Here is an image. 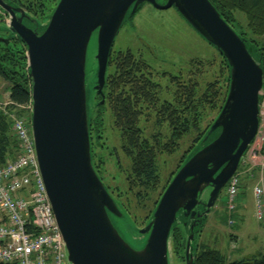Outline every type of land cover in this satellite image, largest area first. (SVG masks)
<instances>
[{"label": "water", "instance_id": "obj_1", "mask_svg": "<svg viewBox=\"0 0 264 264\" xmlns=\"http://www.w3.org/2000/svg\"><path fill=\"white\" fill-rule=\"evenodd\" d=\"M144 3L174 7L223 56L229 80L217 117L176 170L147 224H133L141 238L132 235V246L112 220L128 215L92 161L89 99L98 94L104 104L115 37ZM0 10L11 34L0 41L8 44L14 37L25 46L36 158L67 264H170L173 232L180 225L188 232L185 264H194L196 235L259 128L263 70L249 42L210 0H59L45 24L11 0H0ZM93 33L97 50L88 75Z\"/></svg>", "mask_w": 264, "mask_h": 264}, {"label": "rangeland", "instance_id": "obj_2", "mask_svg": "<svg viewBox=\"0 0 264 264\" xmlns=\"http://www.w3.org/2000/svg\"><path fill=\"white\" fill-rule=\"evenodd\" d=\"M18 1L21 4L28 3V0ZM35 1L37 2V0ZM58 1H41L44 8L37 15L40 23L45 24L48 21ZM229 17L236 30L252 41L260 42L257 44L264 47V34L255 32L244 12L233 9L229 11ZM5 21H7L6 14L0 11V36L8 37L11 34L7 30ZM252 48L254 51L255 47ZM96 50L97 34L93 33L86 55L88 75L92 70L91 64ZM127 50L131 51L135 58L146 63L145 75L157 85L155 90H158L160 104L173 101L176 88L182 84H189V82L195 84L198 99L208 94L205 100L211 99L212 92L209 84H215L213 89L219 90V98L213 97L210 100L212 102H204L200 106L202 107L200 130L203 132L217 117L225 99L228 87V68L225 59L217 49L194 30L174 7L160 10L149 3L142 4L135 14L126 17L115 37L103 88L105 102L99 105L101 97L98 94H94L92 98L90 95L89 99L92 106L91 151L96 171L116 203L123 211L125 209L124 212L128 215L112 217V220L122 233L121 235L134 246L130 237L132 235L136 238L141 237L133 224L137 228H142L147 224L160 196L168 185L167 183L183 163L182 156L189 155V152L197 146L201 139L195 141L199 131L192 130L179 139L178 148L173 153H160L157 157L159 181L156 188L149 191L143 200L136 197L137 189L129 186L131 183L128 179L132 157L126 154L122 147L121 132L113 124L110 108L112 88L109 81L120 74L118 62ZM122 78L126 79L124 75ZM118 80L120 84H123L119 77ZM9 88L10 83L0 78V104L3 107L10 103ZM148 111L145 110L146 115ZM22 113L25 114L24 110L20 112V115ZM148 115L150 118L155 116L153 113ZM152 120L149 119L145 125L142 122L143 136L150 139L155 134L158 140L167 142L170 134L168 126L162 124L159 127H154ZM95 122H99L98 128L94 125ZM179 162L181 163L179 164ZM225 197L223 189L196 235L197 244L208 245L209 243V246L217 248L230 260L262 255L264 253V223L257 221L254 217L251 191L246 190L241 193V202L233 212L227 210ZM204 199H207V195L204 196ZM178 229L180 230V240L175 244L172 237L170 264H185V238L188 232L181 225Z\"/></svg>", "mask_w": 264, "mask_h": 264}, {"label": "trees", "instance_id": "obj_3", "mask_svg": "<svg viewBox=\"0 0 264 264\" xmlns=\"http://www.w3.org/2000/svg\"><path fill=\"white\" fill-rule=\"evenodd\" d=\"M11 1L25 9L36 19L44 8L43 2H41L43 0H37V2L28 0V3L25 4H21L18 0ZM210 1L234 29L235 27L229 17V11L237 9L246 14L250 26L254 28L255 32L264 34V0ZM37 20L40 22L39 19ZM236 31L241 37L248 39L252 47H255V60L263 70L264 80V47L258 45L260 42L252 41L243 33ZM26 61L25 46L19 39L10 37L8 44L0 41V78L10 83V103L5 107L0 104V167L4 165L7 159L16 158L19 149L18 141L13 133L11 115L16 113L20 115L23 110L26 114L27 112L21 106H26L30 103L31 80L28 71L26 72ZM118 66L120 71L118 77L123 81V84H120L117 76L109 81V85L112 88L110 108L113 124L121 132L122 147L126 154L132 157L130 175L128 176L131 183L129 186L137 189L136 197L139 200H143L147 197L149 191L154 190L158 184V155L164 152L173 153L178 148L179 139L192 130L199 131L195 141L202 139L207 129L204 132L200 130V122L202 120V107L200 106L204 102H212L210 100L213 97L219 98L220 92L219 90H214L215 84L211 83L209 86L212 98L205 100L208 94L198 99L195 84H190L189 82V84H182L176 88L173 101L160 104L158 90H155L157 85L150 77L145 75L144 70L147 68L145 62L135 58L134 54L127 50L119 60ZM122 75L126 79H123ZM145 110H149L147 115ZM151 113L155 115L154 118L148 117V114ZM25 114L22 113V115ZM149 119H153L154 127H159L162 124L168 126L170 134L167 142H161L158 137H155V134L150 139L143 136L142 122L145 125ZM98 123H94L97 128ZM187 156L183 155L181 161L185 160ZM124 211L126 210L124 209ZM178 227L174 229L172 236L175 244L180 240ZM196 249L194 264H264V253L260 256L230 260L217 248L206 244L198 243Z\"/></svg>", "mask_w": 264, "mask_h": 264}, {"label": "built area", "instance_id": "obj_4", "mask_svg": "<svg viewBox=\"0 0 264 264\" xmlns=\"http://www.w3.org/2000/svg\"><path fill=\"white\" fill-rule=\"evenodd\" d=\"M21 107L25 115H11L19 144L17 156L0 167V264H66L63 238L36 158L31 106ZM258 117L257 134L224 191L226 208L233 212L241 193L250 190L254 217L264 223V87L259 93Z\"/></svg>", "mask_w": 264, "mask_h": 264}, {"label": "crops", "instance_id": "obj_5", "mask_svg": "<svg viewBox=\"0 0 264 264\" xmlns=\"http://www.w3.org/2000/svg\"><path fill=\"white\" fill-rule=\"evenodd\" d=\"M208 245H209V243H208Z\"/></svg>", "mask_w": 264, "mask_h": 264}]
</instances>
